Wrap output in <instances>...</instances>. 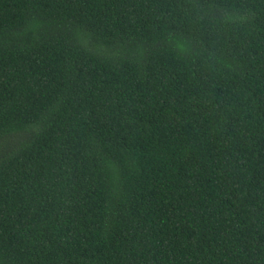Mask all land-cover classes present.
I'll use <instances>...</instances> for the list:
<instances>
[{
	"label": "trees",
	"instance_id": "trees-1",
	"mask_svg": "<svg viewBox=\"0 0 264 264\" xmlns=\"http://www.w3.org/2000/svg\"><path fill=\"white\" fill-rule=\"evenodd\" d=\"M0 264H264V0H0Z\"/></svg>",
	"mask_w": 264,
	"mask_h": 264
}]
</instances>
